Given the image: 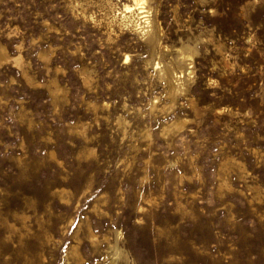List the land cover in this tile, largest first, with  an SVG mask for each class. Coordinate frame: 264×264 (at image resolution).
I'll return each mask as SVG.
<instances>
[{
	"label": "rangeland",
	"instance_id": "374dc122",
	"mask_svg": "<svg viewBox=\"0 0 264 264\" xmlns=\"http://www.w3.org/2000/svg\"><path fill=\"white\" fill-rule=\"evenodd\" d=\"M125 4L0 0V264H264V0Z\"/></svg>",
	"mask_w": 264,
	"mask_h": 264
},
{
	"label": "bare ground",
	"instance_id": "6f19581e",
	"mask_svg": "<svg viewBox=\"0 0 264 264\" xmlns=\"http://www.w3.org/2000/svg\"><path fill=\"white\" fill-rule=\"evenodd\" d=\"M143 2H144V0H133V4H130V5L125 4L124 8L127 9V10H130L132 8H138L139 9L138 10V14H139V13H142V12L145 11L143 9V6H142ZM144 16H145V14L140 15V17H144ZM144 20H146V18H144Z\"/></svg>",
	"mask_w": 264,
	"mask_h": 264
}]
</instances>
